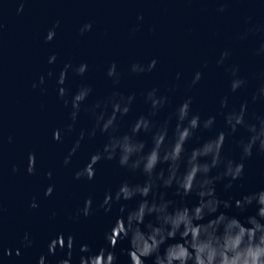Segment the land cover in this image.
Instances as JSON below:
<instances>
[{
	"label": "water",
	"instance_id": "water-1",
	"mask_svg": "<svg viewBox=\"0 0 264 264\" xmlns=\"http://www.w3.org/2000/svg\"><path fill=\"white\" fill-rule=\"evenodd\" d=\"M238 80L243 83L233 90ZM87 89L85 100L77 101ZM155 100L161 104L153 107ZM185 102L190 103L183 126L194 116L200 126L185 145L181 172L192 149L225 133L222 163L210 175H221L229 160L244 163L240 179L224 177L215 187L232 205L219 211L246 222L259 206L241 211L235 201L264 191L259 141L251 156L244 155L250 127L260 129L264 122V0H0V264H40L41 257L44 264H61L69 251L70 264H81L82 257L105 248L115 252L116 264H130L129 240L122 238L111 249L106 234L122 231L118 218L142 199L116 201L121 184L142 185L148 177L143 166L122 167L118 150L109 160L105 146L113 137L132 135L146 144L147 154L164 127L170 146ZM116 103L130 111L117 113L113 127L104 131ZM242 109L244 124L233 131L228 118ZM141 117L152 126L133 134ZM210 118L214 122L205 128ZM97 153L103 158L95 165V178L77 179ZM168 167L161 163L156 173L163 170L167 177ZM157 184L150 201L166 194L175 206L199 203L195 192L182 197L175 185ZM49 187L53 191L46 195ZM108 193L113 200L104 205ZM88 198L92 211L85 216ZM149 222L156 223L155 216L141 225L146 232ZM61 235L65 247L57 243L53 252L51 245ZM69 236L75 238L72 249ZM179 241L178 235L162 245L161 254ZM85 244L90 252L81 250Z\"/></svg>",
	"mask_w": 264,
	"mask_h": 264
},
{
	"label": "clouds",
	"instance_id": "clouds-1",
	"mask_svg": "<svg viewBox=\"0 0 264 264\" xmlns=\"http://www.w3.org/2000/svg\"><path fill=\"white\" fill-rule=\"evenodd\" d=\"M91 25L89 24V29ZM156 61H152L155 67ZM84 67H87L84 65ZM115 64L112 65V69ZM83 71V69H82ZM112 75V71H109ZM66 78V74H65ZM200 79V75L197 78ZM243 81L238 80L232 85L233 90L240 87ZM89 89L84 94L76 96V100L82 102L89 93ZM151 93L150 96H154ZM131 98H129L130 101ZM189 103L185 102L179 109L180 124L177 125L174 142L166 146L168 138L167 128L164 127L153 136L152 149L144 154L146 144L143 141H137L132 135L123 137H113L111 143L105 146V152L108 153L109 160L116 157L117 150L120 153L119 163L122 167H131L133 171L141 169L148 177L144 184H130L127 181L121 184L116 192V201L133 200L136 196L142 197L138 206L131 211L122 207L121 212L127 211V216L121 215L118 222L123 223V230L115 233L114 229L106 234V239L110 242V248L115 249L119 241L129 240V259L130 264H145L146 259L155 257L153 264H264V191L244 196L243 199L236 200L235 206L241 211H245L248 206L256 203L258 208L257 215L248 216L246 222H242L237 216H230L227 212H220L223 205L225 209L232 207L231 202L221 200L216 194L215 184L224 177H230L231 181L242 177L245 169L243 162L227 161L225 171L218 176H211L210 173L222 163V150L226 140L225 133L221 132L215 139L208 140L202 146L194 148L187 158L185 170L181 172L184 165L185 145L194 135V131L200 126L199 116H194L189 120L188 125L183 126V121L188 118ZM226 103V101H225ZM161 104V100L153 101V107ZM77 109L79 104L76 105ZM129 107L121 108L120 104H114L112 116L104 123L103 130L108 131L113 127L116 121V114L122 112L127 114ZM76 113H73L75 119ZM100 119H103L101 116ZM234 121V122H233ZM214 118L205 122V128L210 127ZM228 123L232 125V130H236L237 125L244 124V110L239 114L229 116ZM151 122L141 117L134 125L133 134H138L141 130L149 131ZM253 135L249 142L244 145V155L251 156L252 149L259 141L261 149H264V122L260 129L255 125L250 127ZM83 138V134H82ZM78 146V145H77ZM73 149V153L75 152ZM163 152V154H162ZM34 156V155H32ZM133 157H136L133 160ZM202 157H210V161L201 162ZM102 155L97 153L91 157L90 162L85 168L77 172V179L86 176L87 179L95 178V165L100 162ZM67 163V161H66ZM166 163L168 167V176L165 177L163 170L156 173L157 166ZM33 164L29 172L34 171ZM51 173H49V176ZM157 181L163 182V187L172 188L176 186V194L182 197H188L193 192L199 197V203L194 207L175 206L174 201L165 198L166 194H161L159 200H149L148 197L153 194L154 187H158ZM227 188L232 187L230 182ZM53 189L48 188L46 195H51ZM113 200L111 193H108L104 200V205H110ZM35 203L32 207H37ZM110 210V209H109ZM92 211V199L85 201L83 214L88 216ZM214 219L203 222L206 217L218 213ZM149 216H155L156 223L147 224L148 231H144L141 225ZM179 235L180 241L168 244L163 254L161 246L169 240L175 241ZM27 238V237H26ZM65 247V239L61 235L58 241L51 245L54 252L57 246ZM75 244V238L69 236L67 247L72 249ZM84 252H90L88 245H82ZM19 255V252H17ZM71 251L69 259L61 264H70ZM117 257L114 251L107 248L101 249L97 253L82 257L81 264H116ZM40 264H44V258L41 257Z\"/></svg>",
	"mask_w": 264,
	"mask_h": 264
}]
</instances>
